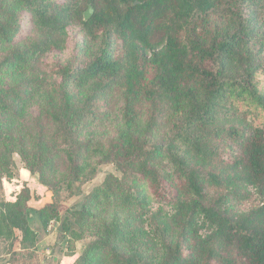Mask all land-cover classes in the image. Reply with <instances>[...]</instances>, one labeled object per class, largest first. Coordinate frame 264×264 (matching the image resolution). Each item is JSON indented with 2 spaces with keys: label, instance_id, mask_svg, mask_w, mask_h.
<instances>
[{
  "label": "trees",
  "instance_id": "trees-1",
  "mask_svg": "<svg viewBox=\"0 0 264 264\" xmlns=\"http://www.w3.org/2000/svg\"><path fill=\"white\" fill-rule=\"evenodd\" d=\"M24 23L33 42L22 48ZM72 26L80 60L50 72L45 105L16 133L33 82L15 75L0 86V173L17 154L56 194L54 179L78 178L89 158L115 166L118 175L71 216L84 230L101 207L130 213L127 227L144 246L128 244L114 219L75 264H264V129L224 127L238 105L264 111L256 78L264 73V0H0V53L8 49L0 78L62 52ZM115 93L118 129L97 147L83 131L106 119ZM249 188L262 200L243 212ZM150 203L170 210L148 211ZM5 206L0 236L23 230L21 250L32 251L36 233L20 203ZM53 208L33 211L44 230L58 219Z\"/></svg>",
  "mask_w": 264,
  "mask_h": 264
},
{
  "label": "rangeland",
  "instance_id": "rangeland-1",
  "mask_svg": "<svg viewBox=\"0 0 264 264\" xmlns=\"http://www.w3.org/2000/svg\"><path fill=\"white\" fill-rule=\"evenodd\" d=\"M86 10L85 8L83 13ZM23 26V31L18 36L17 41V44L22 46V48L33 42V40H28L29 38L26 39L30 35L31 28H29V25L26 23H24ZM78 31L79 29L76 26H72L68 29L67 45L62 52H52L40 58H34L28 62V65L18 69L15 74L5 73L2 78H0V86L13 85L15 75H21L33 82V89L25 103L24 114L19 120L13 123L14 133L26 124L28 120L32 119V117L38 115L40 109L45 105L47 96L45 83L50 79V72H55L57 65H62L72 60L75 62L80 60L81 57L78 56ZM7 52L8 49L1 51L0 62L3 60L4 56L7 55ZM256 78L259 82V86L264 89V73L258 74ZM238 108L239 111L235 110L232 116L230 115L228 120L224 121V127L233 126L247 132L252 127L264 129V111L247 109L240 105H238ZM231 109H233V107H231ZM121 110L122 98L120 94L115 93L111 98L110 108L108 110L109 114L106 119L87 126L83 131V139L90 140L95 146L98 145L97 147L105 146L106 148L109 140L112 139L117 132ZM165 164L166 162L163 163V165ZM112 174L118 175L113 164H99L97 158H89L86 160L83 171L78 178L72 179L69 177L68 179L61 180L60 177H55L56 179L54 180H57L60 188L59 192L55 194L48 187L41 184L39 175L30 172L19 155L13 154L9 171L0 173V214L9 210V207L5 206V204L12 205L18 202L20 203L22 213L26 216L27 226L36 233V239L32 247L39 246V242L45 235L50 236V238L47 239L45 243L40 244L41 250L36 255L33 248L31 249L32 251L21 250L23 230L13 229L7 232L5 231L4 234L0 236V264L5 262H10L12 264H35L36 261L38 264H44L45 262L46 264H56L58 256L75 253L77 247V251L81 256L84 249L89 246V244L95 242L99 238L100 232L114 219H118L120 222L128 244L132 243L133 245L144 246V239L137 238L131 231V228L129 229L127 227L130 213L121 212L114 207H101L96 211V218L93 223L89 227H85L84 230L79 229V226L75 223L77 222L76 217L71 216L70 212L80 210V207L85 202L86 196L95 188L101 186L106 176ZM248 191L251 196L247 201L240 204V211L243 212L250 211L257 207L262 200L257 191L250 188ZM212 193L213 190H208L209 195H212ZM47 206L54 207L53 209L56 210L58 219L51 221L46 230H44L36 213L33 211ZM148 208V211L151 210L152 212H159L161 208L163 213H167L170 210L168 207H159V205L155 203H150ZM10 210L14 212L17 211L12 208ZM148 211L137 209L133 214L138 217L143 213L147 214ZM148 215H150V212ZM63 222L64 225H62ZM133 225L143 231L147 228L146 224L141 223L140 220H134ZM66 228L72 229L82 238L76 239L73 237V239H71ZM43 248L47 250V252L50 250L55 254V257H46L47 255L43 254ZM36 251L38 252L39 249L36 248ZM32 256L35 262L28 259V257L30 258Z\"/></svg>",
  "mask_w": 264,
  "mask_h": 264
},
{
  "label": "crops",
  "instance_id": "crops-1",
  "mask_svg": "<svg viewBox=\"0 0 264 264\" xmlns=\"http://www.w3.org/2000/svg\"><path fill=\"white\" fill-rule=\"evenodd\" d=\"M49 230H50V228H49ZM50 238V236H47V235H45V237L43 238V239H41V241L39 242V246L37 245L36 247H34L33 248V251L35 252V254L37 255V253H39L40 252V244H43V243H45V241L47 240V239H49ZM44 241V242H43ZM36 248H38L39 249V251L37 252L36 251ZM77 250H78V247H77ZM75 251V253H71V254H63L62 256H58V259H57V261H56V264H75V262L77 261V259L79 258V256H80V254L78 253V251ZM43 254H46L47 256L46 257H49V258H51V257H55V254L54 253H52L50 250L47 252V250H45L44 248H43ZM3 264H12V263H10V262H5V263H3ZM35 264H38L37 263V261L35 262ZM43 264V263H42ZM44 264H46V262L44 263Z\"/></svg>",
  "mask_w": 264,
  "mask_h": 264
},
{
  "label": "water",
  "instance_id": "water-1",
  "mask_svg": "<svg viewBox=\"0 0 264 264\" xmlns=\"http://www.w3.org/2000/svg\"><path fill=\"white\" fill-rule=\"evenodd\" d=\"M93 14V8L91 5L88 6L87 10L83 14L84 21H88Z\"/></svg>",
  "mask_w": 264,
  "mask_h": 264
}]
</instances>
